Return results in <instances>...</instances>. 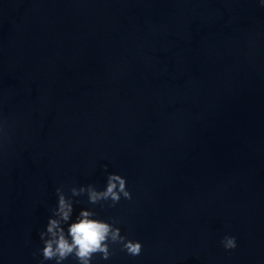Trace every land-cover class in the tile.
I'll return each instance as SVG.
<instances>
[{
    "label": "water",
    "instance_id": "1",
    "mask_svg": "<svg viewBox=\"0 0 264 264\" xmlns=\"http://www.w3.org/2000/svg\"><path fill=\"white\" fill-rule=\"evenodd\" d=\"M103 165L132 200L76 211L143 252L99 264H264L258 0H0V264H38L55 188Z\"/></svg>",
    "mask_w": 264,
    "mask_h": 264
},
{
    "label": "clouds",
    "instance_id": "2",
    "mask_svg": "<svg viewBox=\"0 0 264 264\" xmlns=\"http://www.w3.org/2000/svg\"><path fill=\"white\" fill-rule=\"evenodd\" d=\"M258 3L264 7V0ZM103 168L107 173L103 188L93 183L73 185L67 191L64 185L55 188V203L38 233L42 246L33 252V256L39 257L38 264H65L69 259L75 264H99V261L111 260L114 245L131 257L142 254L143 243L124 234L120 221L102 218L94 207H81L76 211V206L83 203L80 197H86L88 205L101 208H113L122 199L132 200L127 178L108 172L107 165ZM220 244L226 252L238 247L237 238L232 235H225Z\"/></svg>",
    "mask_w": 264,
    "mask_h": 264
}]
</instances>
